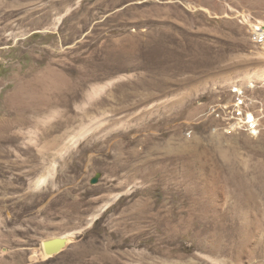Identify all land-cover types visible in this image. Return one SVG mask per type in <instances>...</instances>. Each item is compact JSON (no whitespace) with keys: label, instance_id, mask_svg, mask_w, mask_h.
<instances>
[{"label":"rangeland","instance_id":"obj_1","mask_svg":"<svg viewBox=\"0 0 264 264\" xmlns=\"http://www.w3.org/2000/svg\"><path fill=\"white\" fill-rule=\"evenodd\" d=\"M248 24L264 0H0V264H264Z\"/></svg>","mask_w":264,"mask_h":264},{"label":"built area","instance_id":"obj_2","mask_svg":"<svg viewBox=\"0 0 264 264\" xmlns=\"http://www.w3.org/2000/svg\"><path fill=\"white\" fill-rule=\"evenodd\" d=\"M248 33L251 42L257 47H264V27L256 26L248 24ZM262 87H264V79L261 83ZM232 92L237 95V102H236V110L234 112L231 111L229 106L222 105L221 113L215 111L218 118H226V125H237V130L245 128L249 129L251 133L257 132L258 128H260L259 120L252 114H246L244 116L243 105L240 96L242 95V91L234 88ZM224 108L226 110H224ZM243 123V125H242Z\"/></svg>","mask_w":264,"mask_h":264},{"label":"water","instance_id":"obj_3","mask_svg":"<svg viewBox=\"0 0 264 264\" xmlns=\"http://www.w3.org/2000/svg\"><path fill=\"white\" fill-rule=\"evenodd\" d=\"M98 179L95 178L91 181L92 184H96ZM67 246V242L62 237L47 240L44 242V250L46 255L54 256L60 254Z\"/></svg>","mask_w":264,"mask_h":264},{"label":"bare ground","instance_id":"obj_4","mask_svg":"<svg viewBox=\"0 0 264 264\" xmlns=\"http://www.w3.org/2000/svg\"><path fill=\"white\" fill-rule=\"evenodd\" d=\"M204 208V207H203Z\"/></svg>","mask_w":264,"mask_h":264}]
</instances>
